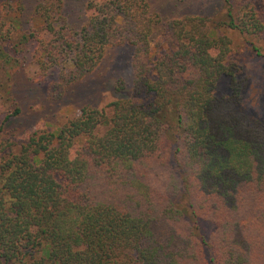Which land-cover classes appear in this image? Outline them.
<instances>
[{
    "label": "trees",
    "instance_id": "trees-1",
    "mask_svg": "<svg viewBox=\"0 0 264 264\" xmlns=\"http://www.w3.org/2000/svg\"><path fill=\"white\" fill-rule=\"evenodd\" d=\"M244 1L222 27L263 35L264 8ZM48 5L35 8L48 38L21 36L39 68L73 82L125 44L133 79L109 116L84 106L2 158L0 264H264V121L241 104L231 40L186 16L151 46L144 0H90L75 29Z\"/></svg>",
    "mask_w": 264,
    "mask_h": 264
},
{
    "label": "rangeland",
    "instance_id": "rangeland-1",
    "mask_svg": "<svg viewBox=\"0 0 264 264\" xmlns=\"http://www.w3.org/2000/svg\"><path fill=\"white\" fill-rule=\"evenodd\" d=\"M53 1L0 0V161L7 154L17 152L31 134L55 131L76 118L82 107H92L109 116L108 104L130 95L132 48L125 44L106 48L96 67L73 82L59 77L56 70L39 68L34 57L35 43H22L21 36L33 34L41 40L48 38L35 8L42 3L43 12ZM58 1L66 24L72 29L80 27L89 14L85 5L90 0ZM144 1L149 12L159 19L151 46L165 22L186 16L202 18L207 27L230 39L231 57L241 86V104L251 116L264 121V34L247 35L222 27L228 21L229 12L238 18L251 6L244 0ZM252 1L257 12L263 10L264 0ZM226 93L227 82L222 79L214 95ZM105 129L98 128L99 134ZM176 201L182 203L179 198ZM196 225L204 238L212 231L203 221Z\"/></svg>",
    "mask_w": 264,
    "mask_h": 264
}]
</instances>
